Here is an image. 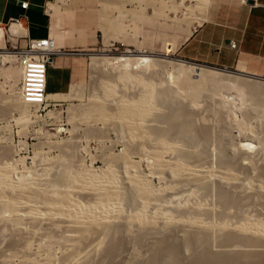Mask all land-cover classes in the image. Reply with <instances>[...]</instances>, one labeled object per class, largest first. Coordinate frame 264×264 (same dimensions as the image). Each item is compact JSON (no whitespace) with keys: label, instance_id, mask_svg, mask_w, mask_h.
Here are the masks:
<instances>
[{"label":"bare ground","instance_id":"1","mask_svg":"<svg viewBox=\"0 0 264 264\" xmlns=\"http://www.w3.org/2000/svg\"><path fill=\"white\" fill-rule=\"evenodd\" d=\"M111 1L109 3L108 0H102L100 3L101 9L113 10L119 16L123 14L122 9L132 12L133 9L139 8L141 11L139 5L141 0ZM155 1H152L151 4L155 3ZM178 1L168 0L169 4L171 2L170 8L171 5L173 6L171 10L179 6L178 9H181V6L185 3V0ZM194 1L198 4H206V6L209 2L208 0ZM157 2L162 4H160L161 8L155 7L154 5L156 4H154L151 14L143 12L144 14L142 13L141 15H167L165 12L166 8H162L167 6L165 5L166 2L165 4H163V1ZM127 6L131 8L125 10L124 8ZM192 6H183L189 15L190 7V12L195 9L196 11L194 12H197L199 9L197 10L196 7L201 10L198 5L195 6L194 10ZM206 6L202 7V9L207 8ZM52 8L55 10L58 7L52 5ZM136 11L139 12L138 10ZM185 11L186 15L187 11ZM108 17L104 18L107 26L108 24H113ZM184 18L186 17L184 16ZM199 23L198 25L201 24ZM107 26L103 29L105 30V43L111 42L109 37L111 35L107 33ZM0 29H3L2 31L0 30V33L6 31L11 39L20 38L24 34V29L19 22L11 23L8 27L0 25ZM114 35L113 38L124 37L123 40H126V37L120 36L119 33ZM51 41L53 50L57 52L52 39ZM89 57L91 60L90 64H92L94 69L98 66L103 67L101 65L108 67L110 65L111 67L113 64H117L114 67L117 70L111 67V70L113 68L116 71L112 78L115 79L114 81L136 80L145 86L143 88L147 87V90H141L142 92L129 99L120 97L113 103L111 111L110 107L108 108L106 105L107 108H105L104 105V100L113 94L112 83H110L112 79L111 81L108 80L110 85L105 83L107 85H105L104 93L102 92L103 94H101L102 97L100 99L95 97V99H92L93 101L89 108L82 110L84 111L82 113L83 118L88 120L89 118L90 120L94 118L92 121L95 120L97 122L111 121V125L116 128L117 132L125 133L129 137L128 140L137 138L142 141L143 145H149L150 150L147 151L149 153L147 156L150 157V160L148 159L150 161V169H152L150 173L159 180H163L164 186L160 188L153 186L151 177L140 173L138 170L139 164L136 161H131L128 156L129 149H126L124 154L117 160V166L121 173L115 171L117 169L109 168V171L106 169L107 174H103V176L98 178L99 175H96L93 171L94 169H90L91 167L74 170L71 166L72 170L68 164L65 166L61 165L62 167L59 170L57 168L56 172H53L51 180L45 181L46 183L48 182L46 185L42 183L44 189L40 181L41 186L33 179L28 180L19 177L20 179L11 180L10 178L13 174L9 176L11 173L8 175L7 172L9 169L14 172L16 164L13 162L15 160L12 161L9 158V162L6 160L1 162L0 160V165L4 169H0V221H6V223L8 222V224L10 223L15 228L19 227L20 229L23 225L25 226L26 221H35L34 223H36V220L39 219L38 223L40 224L42 221L40 219L45 218L43 220L45 221L56 217L55 225L64 226L65 223L66 227L70 229L69 232L73 233H77L80 229L82 230V234L79 233L80 236L84 235L85 231L87 233L92 231L90 228L87 229V227L91 226L92 228L93 226V229L98 230L97 226H101V228L99 227L101 229L99 234H101L97 235L96 242L94 241L95 244L89 245V248L85 246L81 248L80 244V248L76 249L78 246L76 247L74 244L79 245L78 242H80L81 238L79 236L68 235L72 238H70L71 240L67 239L69 238L68 236L63 237H67L65 238L66 241H64L65 239L63 240V244L71 242L76 247V250H74L76 255L73 253L74 255L70 256L74 261H68V263L72 262L71 264H85L91 254L93 255V253L98 251L102 253L100 264H113L114 257L118 251L121 248H125L129 241L136 245V243L146 242V239H148L146 254L144 253V256H134L137 250L133 249L132 255L134 257L129 256V259H132L128 261L126 259L121 264H264V165H257L258 167L254 163L252 165L251 160H248L250 155H247V162L244 160V163H242L241 160L244 159V151L246 150L257 148V152L260 151L259 153L262 154L264 151V76L249 73L245 70L238 71L241 74H236L223 70L209 69L198 64H189L182 61V59L151 55V53L147 54L136 50H129L116 55L91 53ZM14 60L12 52L0 49V61L13 62ZM131 60H136L140 66L145 65V70L149 69L150 64L158 65L160 70H162L161 68H166L162 70L165 78L158 85H154V82L150 79L148 81L146 78V81L145 79L143 80L142 76L141 78L134 74L135 72L132 73V68L129 65ZM167 67L170 69L167 70ZM206 84H213V87L211 85L213 90L214 87L226 86L227 89L225 91H228V93L238 87L240 95L238 91L237 94L241 96V98L239 97L240 104L244 101L243 96L245 94H242L246 93L248 98L245 100L249 99L250 103L253 101L252 103L257 106L256 109L254 108L257 111L254 115L258 117L255 119L260 121H256V124L261 126L255 131L252 128V131L245 128V130H239L237 136H235L236 141L233 140L234 145L232 142H226L223 145L222 141H220L219 143L223 146L219 145L221 151L218 154H220L221 158L217 156L219 163L216 170H212V167L208 168V166H211L209 162H212V160L208 161L210 156L207 155L209 153V151H206L208 148H203L208 147V142L210 143L213 140V137H211L210 141L212 131L210 133V128H207L206 125V127L203 124H200L201 126L197 125L199 117L196 116L197 114L195 115V111L193 112V110L197 112L199 110V106L196 107L197 105H195L198 104L195 99L198 98V95L196 97L194 95L198 91V94H203L202 96H200L201 94L199 95V98H202L205 94L203 92H206L207 88L210 87L209 85L207 87ZM78 87L79 85L73 84L69 92L64 94L47 93L46 104L48 102H59L69 96L70 98L76 96ZM203 87L205 90L202 89ZM212 88H209V91ZM213 92L215 93V91ZM217 93L215 94L216 97ZM190 94H194L192 95L193 97L191 96L192 98L188 96ZM221 94L223 95L222 92L218 93L219 96H222ZM235 94L234 96L237 98ZM215 95L213 96L215 97ZM188 97L190 98V104L185 105L183 98ZM205 97L208 98L206 95ZM192 99L193 101L191 102L190 100ZM156 101L160 102L159 105L164 107L163 109H166V112L155 113V110L158 109L156 107L160 108L158 105L155 107L154 102ZM246 101L244 103H247ZM244 103L242 102V104ZM220 104H222V101ZM28 111L25 107H21L20 112L31 120L32 116L30 117L31 114ZM247 112L249 113V111ZM217 114L216 116L221 122L222 120L220 121V119L222 118L219 117V113ZM244 114L246 115V112ZM241 115L244 116L242 113ZM245 118L247 119V117ZM250 118L254 117L250 116ZM241 126L239 127L241 128ZM215 140L217 141V138ZM227 143L233 146H227L229 145ZM142 144L138 146L140 150ZM205 144L208 145L206 146ZM236 151L239 153H236ZM234 152L244 156L239 157L237 155L238 159ZM233 154L237 158L236 162L232 161L236 160L235 157H230ZM9 155L8 157H12V154ZM12 162L14 163V168ZM11 166L13 169L10 168ZM250 171L254 172V175ZM243 172L252 174L253 176L251 175V177L254 178L250 180L246 177V174H243L246 182L244 179L240 181L243 177L241 175ZM242 182L243 184H241ZM82 192L87 195L84 196L83 194L82 197ZM211 194H213L214 199L209 197ZM124 203L127 205V208L125 207L126 210L122 208L125 205ZM41 216H44V218H41ZM22 222L25 224H22ZM6 223L4 222V224ZM53 223L51 225H54ZM3 227L1 228L3 229ZM67 228L64 229L67 230ZM214 231L216 236L213 234ZM61 237L58 239L61 240ZM45 238L51 241L48 239L50 237ZM67 241L69 242L67 243ZM145 244L142 246H145ZM126 247H128V244ZM133 251H135L134 254Z\"/></svg>","mask_w":264,"mask_h":264},{"label":"rangeland","instance_id":"2","mask_svg":"<svg viewBox=\"0 0 264 264\" xmlns=\"http://www.w3.org/2000/svg\"><path fill=\"white\" fill-rule=\"evenodd\" d=\"M101 1L102 0H87V3L89 4V6L92 7L91 8L92 9L91 15H93L94 17L97 16V31H99V32H97V40H98L97 44L95 46H93L92 48H90V50L83 51L85 54L87 53V55H88L91 53H94V54L95 53H108V54L116 55V54H119L122 52H127L129 50L133 51L134 49H136V51L145 50L146 51L145 53L148 52L147 54L151 53V55H162V56H169L171 58L180 59L176 53L177 48L186 41L185 35L187 34L188 36H190L191 33L193 32V30L196 27L200 26L202 24V22L205 20V17L207 14V9H208V6H209L211 0H208L209 2H208L207 6H206V4L202 5V4L195 3L194 0L193 1L185 0L184 1L185 3H183L184 7L192 6L194 4L195 5L192 6L193 10H194L196 5L201 7V10H200V8L196 7L197 10L199 9L200 11L198 10L197 12H194V11H196V9H195L194 11H192V12H194V14H192V12H190V8H191L190 7L189 13L191 16L189 14H187L188 11L186 10V8H183V6H181V9H178L180 7L179 6L177 8L174 7V9L171 10L173 7L172 5H171V8L169 6L171 4V2L169 4L168 0H157L159 2L163 1L164 2V3L162 2L163 4H165V2H166L165 5H167V6H164L162 8L163 9L166 8L165 12L167 15L158 14V15H155L156 17L153 15L154 17H151V19H147L149 17L146 14H148V13L151 14L153 12V5L156 4V5H154L155 7L161 8V6H160L161 3L159 4L155 0H152V1H155V3H153V4H151L152 3L151 0H146V1L141 0V3H139V5L141 7L140 8L141 11L139 10V8H135V10L133 9L134 12L132 11L133 13L130 11L128 12L126 10L128 8H131L130 6L129 7L127 6L126 8H124L126 11H124L122 9L123 14H121L120 16L117 12H114L113 10H108L106 8L101 9V7H100ZM108 1H109V3L112 2L111 0H108ZM84 2H86V0ZM178 2H181V0ZM68 4H69L68 0H57L55 3H52V5H55V7H58V8L61 6L66 8ZM52 5L49 6L48 11L54 10L52 8ZM144 6H145V8H144ZM204 6H206L207 8L202 9V7H204ZM73 7L82 8V5L72 6V8ZM144 9H146V10H144ZM163 9H162V11H163ZM175 9L177 12L175 11ZM136 10H138L139 12H137ZM180 10H181V12H180ZM184 11L186 12L187 16L185 15ZM135 12L140 13V14H137ZM143 12L146 13L145 14L146 16L141 15ZM183 15L186 18H184ZM106 16L107 17L109 16L108 19L112 20L113 24H108V26L105 25L106 21L104 22V18ZM116 16H118L119 18ZM187 17H188V19H187ZM154 18H156V22H154V23H160L161 22L164 26V33H167V35L166 36L164 35V37L158 36L159 38H157L156 40L154 39V37H152V35L150 37L145 36L146 31H148V32L151 31L150 28L152 27V24H154L153 23ZM182 18H184V19L181 20ZM198 23L200 25H198ZM93 26H94V24L91 27H93ZM100 26H103V27H100ZM106 26H107V33L111 35V36H109L111 38V42H109V43H105L106 37H105V30H103V29ZM6 27H8V26H6ZM177 27H178V29H177ZM171 28L173 29L172 34L169 33ZM0 30L2 31L3 29H0ZM175 30L177 31V33L174 32ZM117 33H119L120 36H125L126 40H123L124 37L113 38L115 36L114 34H117ZM172 36L177 37L179 39V41L176 44V46L173 48L172 51L170 50V48L165 50V45L168 43L169 39ZM18 41L19 40H17V38L11 39L9 37L8 33L5 31L3 38L0 39V49H4L6 51L12 52L11 50L13 49V47L19 48L18 47L19 46ZM140 52H143V51H140ZM87 55L82 56V59H83L82 77L79 81L75 82V84L79 85L78 94L76 96H72L71 98L69 96V97H67V99L65 98V99H63L59 102H56V103L48 102L45 107L40 108L39 110H37V112H34L35 110H33L32 108H26L25 107L27 109V111L29 110L28 113L31 114L30 117L32 116L31 120L28 116L26 117L25 114L20 112L21 107H24V106L20 104L18 97H17V83L19 80V71L14 64V61L13 62L0 61V160H1V162L5 161V160L7 162H9L10 161V160H8L9 158L12 159V161L15 160V161H13L16 164L14 172H13V170H10L8 168L9 169V171L7 172L8 175H9V173H11L9 176H11L13 174L10 179L11 180L12 179L17 180L20 178H24V179L26 178L28 180L33 179L37 183H39V181H40L41 185H42V183L44 185H46L48 182L46 183L45 181L51 180V176L53 175V172H56L57 168L59 170V168L62 167L61 165L65 166L67 164L70 168L72 166V168L74 170L82 169V168L84 169L85 167H86L85 169H88L91 167L90 169L91 170L94 169L93 171L95 172V174L99 175L98 178L103 176V174L104 175L107 174L106 171L107 170L109 171V168L117 169L115 171H117L118 173H121V172H119V167L117 166V164H118L117 160L124 154L126 149H129V152L130 151L131 152L130 153L128 152V156H129L131 161L132 160L136 161L139 164L138 170L140 171V173L143 175H147V176L151 177V181H152L151 184L153 186H155L157 188L164 186L163 180L162 181L159 180L157 177L151 175V173H150V171L152 170V169H150V166H149L150 165L149 164L150 157L147 156L149 154L147 151L150 150L149 145H146V144L143 145L142 141L141 140L139 141V139H137V138L136 139L134 138V140L130 139L131 141L128 140L129 137H127V135L125 133L122 132L123 133L122 134L119 131L117 132L116 128L113 125H111V121L110 122L109 121L108 122L107 121H105V122L98 121L97 122V121L93 120L94 121L93 122L92 119H94V118H92L91 120L89 118V120H88L87 118H83V116H82L83 115L82 113L84 112L82 110H86V108L87 109L89 108L91 102L93 101L92 99H95V97L96 98L98 97L100 99V97H102L101 94L104 93L105 85H107L105 83H108L109 85H110V83H112L111 88L113 89V94H112V96L108 97V99L106 98L105 99L106 101L104 100L105 108L110 107L109 109H111V111L113 109L112 108L113 103L116 102V100H118L120 97H124V98L127 97L129 99L133 96H136L139 92H142L141 90H143V91L147 90V87L143 88L145 86H143L141 83H139L136 80H132V81L131 80L130 81L118 80L119 82L114 81L115 79H112V78H113L114 73H116L115 70H117V68H114V67H115V65L117 66V64H113V66H111L115 70L113 68L111 70L110 65H109L110 68L108 66L101 65L103 67L98 66L97 68L94 69V67H92V64H88L89 61H88ZM89 59H90V57H89ZM90 62H91V60H90ZM129 65L132 68V73L135 72L134 74H136L137 76H139V77L142 76L143 78L142 77L141 78L143 80L145 78L147 79V81L150 79L152 82H154L153 83L154 85H158L159 82L165 78L164 77L165 75L163 76L164 71H162V70L163 69L165 70L166 68H161L162 70H160L158 65L150 64V66L148 67L149 69H147V70H145V65L140 66L136 62V60H131ZM169 69L170 68L167 67V70H169ZM227 70H229L227 72L241 74L238 71H241L244 69H243L242 65H238L235 69L231 68V69H227ZM111 79H112V82H110ZM146 79H145V81H146ZM103 80H107V81L103 82ZM108 80H110V81H108ZM113 81H114V84H113ZM155 83H157V84H155ZM112 85H114V86H112ZM208 85L210 87H208ZM208 85H207L208 91L207 90H206V92L204 91L206 88L205 86H204L205 88L204 87L202 88V89H204L203 90L204 92L203 91H201V92L205 93L202 98L201 97L199 98V95L201 93L198 94V91L196 92V95H194L195 94L194 93V94H190L188 96L191 97L192 95H194V97H196L198 95V98H195L196 102H198V104H195V105H197L196 107L199 106L198 107L199 110H198V112L196 110H193V112L195 111L194 112L195 115L197 114L196 116L199 117V119L197 120L198 121L197 125H200V124H203V126L206 125L207 128L208 127L210 128V133L212 131V135L210 136V141L212 139L211 137H213L214 141L212 140L210 142L211 144L208 142V144L210 146L208 144H205L206 146L208 145V147H203V148H208L207 150L205 149L206 151H209V153H210V154L209 153L207 154L208 156L210 155L208 157L209 158L208 161L212 160V162H209V163H211V166H208V168L212 167L211 168L212 170H216V169H218V163H219L218 157L221 158V156H219L220 154H218L221 151L220 146H223L224 144H226V142H232V144H233V140L236 141L235 136H237L239 130H242V129L243 130H245V129L251 130V128H252V130L255 131L260 125L256 124V121H257L256 119L258 117L254 115L257 112L255 110L257 108V106L252 103L253 101H251V103L254 105V107L248 101L249 99L247 101L245 100L248 98L246 93H243L242 95H244V94L246 95V97L244 95L243 98H244V101H246L247 103H244V101H242L244 104H242V102L240 104L239 97L241 98V96H239L240 95V91H239L240 89L238 87L235 88L236 91L234 89L232 92L228 93V91H225L227 89L226 86H222L223 88L222 87H214V90H213V88H212L213 84H208ZM211 85H212V87H211ZM214 86H216V85H214ZM50 87H51L50 90L53 89L52 83L50 84ZM209 88H212V90H211L212 93H214L213 91H215V93L214 94L210 93L211 91H209ZM218 88H219V90H218ZM69 89L65 93H68ZM215 89L219 91V92L217 91L218 93L222 92L223 95L221 94L222 96H219ZM220 89H222V90H220ZM208 92L210 94H212V96L217 93V97L215 95V97L213 96V98H212V96H210V94ZM235 92H236V94H235ZM224 94H225V96H224ZM234 94L237 96V98L234 96ZM202 95L203 94H201L200 96H202ZM205 95L208 98H206ZM189 97L183 98V101H184L183 103L185 105L190 104L189 103V99H190ZM210 97H211V99H210ZM226 97H228V98H226ZM231 98H233V99H231ZM190 101L192 102L193 99ZM221 101H222L223 105L220 104ZM159 103H160L159 101L154 102L155 107L157 105L160 106ZM106 105H107V107H106ZM163 108L164 107H162V106H160V108L156 107L157 110H155V113L156 114L161 113V111H162V113L166 112V109H163ZM195 108H193V109H195ZM198 108H196V109H198ZM251 108H253V109H251ZM111 111H109V112H111ZM247 111H249V113ZM243 112L244 113L246 112V115H250L252 113V115H250V116L254 117V118H250V116H246ZM215 113L220 114L219 117L222 118V119H220V121L222 120L221 122H219V119ZM241 113L245 117H247V119L244 116H242ZM241 116L244 117V119H242ZM26 119H27V121H26ZM218 122L221 124H219ZM257 122H260L259 119ZM256 125H258V126H256ZM222 126L225 128H223ZM239 126H241V128ZM255 126H256V128H255ZM112 128H114L115 130ZM259 128H261V126ZM216 138H217V141L215 140ZM218 139H221V140H218ZM220 141H222L221 143L223 145L219 143ZM141 144H142L143 149L141 148V150H140V147H138V146H140ZM216 144H218V145H216ZM227 144H229V143H227ZM232 144L231 145L229 144L227 146H233L234 144L233 145ZM257 150H258L257 148H255V149L252 148V150L250 149L248 151L247 150L244 151L245 152L244 154L246 157L244 155H241V154L240 155L236 154L238 151H236V153L234 152V154H235V156L239 155V157L244 156V159L240 158L242 160V163H244V160H245V162H247L248 160L249 161L251 160V164L254 163L255 166L264 165V151L262 154V153H259L260 151L257 152ZM9 153H10V155L12 154V157H8ZM234 154H233V156L230 155V157L234 158L235 157ZM141 155L144 157H142ZM226 155L229 156L227 153H226ZM247 155L248 156L250 155V156L248 157ZM239 157H238V159H239ZM247 157H248V160L246 159ZM220 158H219V160H220ZM144 159H146V160H144ZM16 160H19V161L16 162ZM232 161L236 162L237 158L235 161L234 160H232ZM70 162L72 163V165ZM14 163L12 165L13 168H14ZM209 163L207 162V164H209ZM12 166L10 168H12ZM47 167H48V169H47ZM79 167H81V168H79ZM206 167H207V165H206ZM0 169H3L2 165H0ZM5 170H7V169H5ZM246 173L243 172V173H241V175H243V174L245 175ZM252 174H246V177H248L251 180L254 178V177H251ZM118 175H120V174H118ZM241 175H239V176L242 177ZM244 175L240 181H243V179H244V181L246 182V180H245L246 178L244 177ZM247 175H249V176H247ZM9 176H7V177H9ZM40 183H39V185H40ZM241 184H243V182ZM214 185H215V183H214ZM43 187L44 186L42 185V188ZM214 189H215V187H214ZM83 194L84 193L82 192L81 196ZM85 195H87V194H84V196ZM212 195L213 194H211L209 197L214 199V196H212ZM208 199H210V198H208ZM126 206L127 205L125 204L124 206H122V208L124 210H126L125 209ZM42 217L44 218V216H41V218ZM52 218L53 219H51V220L48 219L45 221H43L45 218L40 219L43 221V222L41 221L42 223L39 221L41 225L38 223L39 219L36 220L37 221L36 223H34L35 221L34 222L29 221L28 222L24 219L26 221V224L24 222H22V224H25V226L23 225V227L20 229H19V227L15 228V226L11 225L10 223L8 224V222L6 223V221H2V222L0 221L1 227L6 225L3 227V229L0 227V264H7V263L8 264H71L72 262L68 263V261L69 260L71 261L73 259L71 257L74 255L73 253L76 252V251L74 252V250L80 248L79 247L80 244H81V248H84V246L86 248H89V245L95 244L94 241L96 242L97 237L101 234V233L99 234V232L101 230V229H99V227L101 228V226H99V227L97 226L98 230L95 228L93 229V226H92V228L90 226V227H87V229L90 228V230H92V231L94 230L93 231L94 233L92 231H88V233H87V231H85L87 233V236H86V233H83L85 236L84 235L80 236L79 233L82 234V230L79 229L77 232L78 234L76 232H75L76 234L73 232H69L70 229L66 227L65 223H64V226L59 225L60 226L59 227V226H57V224L55 225L57 218L55 217L56 220L54 217H52ZM49 221H51V222H49ZM4 222L6 224H4ZM46 222L47 223L49 222V223L47 224ZM51 223H53L54 225H51ZM61 224H63V223H61ZM54 226H55V228H54ZM9 228H11V229H9ZM64 228H67V230ZM213 234H215V236H216L215 231L213 232ZM68 235L73 236V237H77V236L81 237L80 242H78L79 245L74 244L76 247L78 246L77 248L75 246H73V243L72 244H71V242L68 243L69 241H67L68 244H66L65 242H64L65 244L62 243L63 240L65 238H67V237H65V238H63V237L68 236ZM70 236H68L69 237V238H67L68 240L72 239ZM45 237H50L48 239L51 241H48ZM60 237L62 238L61 240L58 239ZM37 238H39V239H37ZM57 239H58V241H57ZM147 240L148 239H146V242H142L141 244L136 243V245L140 244L137 246L135 245V243L129 241V243L131 242V244L127 243L128 247H126L127 246V244H126L125 248H121L118 251V253L116 252L117 254H116V256L114 255L115 257L113 260L114 261L113 264H121L126 259H127L126 261L131 260L132 258L129 259V256H131V257L137 256V255L144 256L146 254L145 252H147V250H148V249H146V248H148V243H147L148 241ZM64 241H66V239ZM143 243L144 244L146 243L145 246H142V245H144ZM132 244L134 247L132 246ZM131 247H133V248L131 249ZM133 249H135V251L137 250L136 253H135V251H133V254L134 253L136 254L134 256L132 255ZM130 250H131V252H129ZM99 252L100 251L93 253V255L91 254V257H89V259L87 260V263H85V264H100V261L102 258V253L101 252L99 253ZM138 253H140V254H138ZM75 255H76V253H75ZM47 258H49L48 259L49 261L45 260ZM43 261H45V262H43ZM72 261H74V260H72ZM4 262H6V263H4Z\"/></svg>","mask_w":264,"mask_h":264},{"label":"crops","instance_id":"3","mask_svg":"<svg viewBox=\"0 0 264 264\" xmlns=\"http://www.w3.org/2000/svg\"><path fill=\"white\" fill-rule=\"evenodd\" d=\"M56 1L0 0V25L5 27L10 21L17 20L24 29L23 38L17 39L19 48L23 47L24 39L51 37L53 40L57 54L46 70L45 91L48 94H64L81 79L82 56L87 55L83 51L97 44L99 32L97 16L91 15L92 7L87 0H68L66 8L61 6L48 11ZM21 3H26V7L21 8ZM76 5H82V8H72ZM150 29L145 36L152 35L155 40L167 35L161 22L152 24ZM172 32L171 28L169 33ZM3 35L0 33V39ZM185 40L176 51L182 60L224 69L242 65L245 71L264 76V0H211L205 20L190 36L186 34ZM178 41L172 36L165 50L170 48L172 51ZM229 42L234 43V49L229 48ZM51 83L53 89L50 90Z\"/></svg>","mask_w":264,"mask_h":264},{"label":"built area","instance_id":"4","mask_svg":"<svg viewBox=\"0 0 264 264\" xmlns=\"http://www.w3.org/2000/svg\"><path fill=\"white\" fill-rule=\"evenodd\" d=\"M20 7L25 8L26 3H21ZM11 23L18 21L12 20L9 25ZM24 40L23 47H13L11 50L15 58L14 64L19 71L17 97L21 105L37 112L46 106V70L57 53L53 50L50 38ZM228 46L230 49L235 48L232 42H229Z\"/></svg>","mask_w":264,"mask_h":264},{"label":"water","instance_id":"5","mask_svg":"<svg viewBox=\"0 0 264 264\" xmlns=\"http://www.w3.org/2000/svg\"><path fill=\"white\" fill-rule=\"evenodd\" d=\"M182 61L187 62L189 64H198V65L204 66L205 68H209V69L229 71V70L224 69V68H216V67H212V66H207V65L199 64V63L189 62V61H186V60H182Z\"/></svg>","mask_w":264,"mask_h":264}]
</instances>
